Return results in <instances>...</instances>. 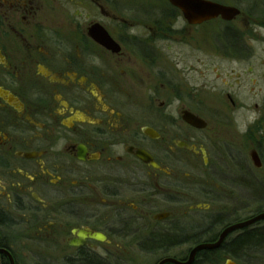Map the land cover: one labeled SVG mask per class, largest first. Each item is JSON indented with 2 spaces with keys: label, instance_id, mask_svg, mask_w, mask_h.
<instances>
[{
  "label": "flooded vegetation",
  "instance_id": "obj_1",
  "mask_svg": "<svg viewBox=\"0 0 264 264\" xmlns=\"http://www.w3.org/2000/svg\"><path fill=\"white\" fill-rule=\"evenodd\" d=\"M203 1L236 14L204 20L200 5L190 16L170 0H0V249L16 264L25 252L41 264H188L194 253L191 264H264V246L237 244L264 236V220L227 232L264 213L252 212L246 156L235 155L238 172L223 166L235 154L227 116L244 105L224 82L226 109L208 120L199 84L206 58L228 77L253 72L264 0ZM179 47L185 56L172 55ZM237 137L252 143L249 129Z\"/></svg>",
  "mask_w": 264,
  "mask_h": 264
},
{
  "label": "rangeland",
  "instance_id": "obj_2",
  "mask_svg": "<svg viewBox=\"0 0 264 264\" xmlns=\"http://www.w3.org/2000/svg\"><path fill=\"white\" fill-rule=\"evenodd\" d=\"M125 1L129 2L130 0H125ZM125 6L126 7L132 6V4H127ZM126 16H130V15L126 14ZM258 33L262 34L263 32L258 31ZM199 38L201 39L200 36ZM204 38L206 40L208 39L207 37H204ZM191 40L193 39L192 38L188 39V41H191ZM253 46L255 45L253 44ZM255 48H256L255 59L256 60L264 59V45H258V46H255ZM181 54H184L185 56L186 53H185V50L181 49L180 47L178 51L172 52V55L174 56L181 55ZM256 60H254V62L252 63L253 72L248 73V74H243L241 77L237 78V74H235L234 77H228L224 70L223 72L220 73L217 70L218 64L216 65V63H211L212 62L211 59L206 58V61H208L209 72L206 73L205 78L199 79V84H203L202 86L204 89V90L201 89L202 91H200L202 98H204V107H206L203 114L204 116H206L208 120L210 119L213 120L217 118L220 119V117L217 116L219 115L218 113H221L218 106H221L222 108L224 107L223 109H226L225 104H223L225 96L221 99V97L219 96L220 95L219 92L217 93V90H218L217 86H220V87L223 86L224 82L229 83V84L236 83V85H234V88L236 89L237 94L232 95V97L235 98L237 102L244 105V107L238 108L235 110L231 109L229 116L227 115L226 116L232 119V121L234 122V126L231 129L225 128L223 130L225 131L226 134L231 132L230 133L231 137H234L235 135L237 136V133H242L245 130L249 129L252 132L253 137H252V143H246V141H244L243 138H240V137L236 138V136L234 137L235 140H233L234 138L233 139L229 138L231 140L227 141L226 143L229 145L230 148L227 147V150L230 151V153H232L231 151H234L235 154L233 156L235 159L233 158L228 161L224 159L223 166L232 169L233 172L235 171L238 172V169L239 168L241 169L242 167L241 160L243 158H240V157L237 158L238 155L237 156L235 155L240 154L243 157L245 155L246 156L245 158H247V160L249 161L248 166L252 167L253 181H256L255 182L256 184L263 186L264 185V125L262 126V124L259 122L260 120L262 121V119L264 118V63H263V66L259 69L258 66L260 65V61H256ZM189 61L190 63L195 64L194 59L192 60L189 59ZM172 64L174 66L173 72H175V70H178V72H181L180 70L184 71L183 70L184 63L181 64L180 62L173 61ZM175 65L178 67V69L175 68ZM213 70H215L216 73H214ZM140 92L143 95L142 88ZM216 98L219 99L220 102L216 100ZM256 105H259V108H260L259 110L256 109ZM215 112H217V114H215ZM262 115L263 117H260ZM221 145L226 146L224 142H222ZM251 147L260 149L259 151L262 156V160H261L262 166H263L262 168H257L254 162L251 160V157H250V153L252 149ZM252 184L254 183L252 182ZM211 187L212 185L210 184L208 188H211ZM247 192L249 193L252 192L250 197H251V204H252L251 208H252L253 215L263 212L264 211V190L254 192V190L252 191L250 189H247ZM239 194L241 193L238 192L236 194L237 198H239L237 199V201L243 202L245 200V196L241 198L239 197L240 196ZM223 207L227 211L232 210L228 206H223ZM223 207L220 206L221 209H223ZM237 214L243 215L244 210H242L239 213L237 212ZM28 246L35 248V246L32 245L31 242L28 243ZM18 255L22 258V261H23L22 264H36V263L41 264L42 258L44 257L40 253L30 254V252H25L23 254L19 253ZM47 255L49 257H53L52 254H47ZM160 257H161L160 255H128V256H125V258H127L128 261L133 262V264H155L160 259Z\"/></svg>",
  "mask_w": 264,
  "mask_h": 264
},
{
  "label": "water",
  "instance_id": "obj_3",
  "mask_svg": "<svg viewBox=\"0 0 264 264\" xmlns=\"http://www.w3.org/2000/svg\"><path fill=\"white\" fill-rule=\"evenodd\" d=\"M170 1H171V3L174 6H176L179 9H181L182 11H184L186 15L188 14L190 16H192V12H194V9L196 8L195 6H199L200 5L199 8L202 9V15H203V19L204 20L212 19L214 16H217V15H221L223 18L230 19V18L234 17V15L236 14L233 11V9L219 7L217 5H214V4L210 3V2L203 1V0H170ZM188 119L192 123H195V124L198 123V120L196 118L192 117V116H189ZM140 156H141V158L143 160L148 161V156L147 155L146 156L140 155ZM251 158H252V161L254 162V164H255V166L257 168H261L262 167V162H261L260 157H259V155H258V153L256 151H253L251 153ZM153 165H155V164H153ZM262 220H264V213H261L258 217L254 218L252 221H250L248 223H245L243 225L230 228L229 230H227V232L233 231V230H235V229H237L239 227H246L248 225H251L253 223H256V222H259V221H262ZM92 237L97 239V240H100V241L105 240V237L100 235V234L92 235ZM205 247L210 248L209 246H202L199 249L205 248ZM199 249H197V250H199ZM1 254H5V255L9 256L11 264H15L14 259L12 258V256L10 255V253L8 251L0 249V255ZM194 256H195V253L192 254L190 262H188V264L192 263ZM167 263L180 264V263H178L177 261H174V260H165L161 264H167ZM228 264H235V263L234 262H229Z\"/></svg>",
  "mask_w": 264,
  "mask_h": 264
},
{
  "label": "trees",
  "instance_id": "obj_4",
  "mask_svg": "<svg viewBox=\"0 0 264 264\" xmlns=\"http://www.w3.org/2000/svg\"><path fill=\"white\" fill-rule=\"evenodd\" d=\"M252 182L254 183V184L251 183L252 186H250V189L252 191L254 190V192H257L264 190V185L263 186L258 185L255 183L256 181H252ZM164 241L168 243V240H162L163 243ZM157 242H159V240H157ZM249 243L250 244L246 243L245 240H238L237 242L239 248H246L250 246L254 252H260L264 246V236H262L260 232L253 233L252 240ZM91 261L92 260L90 258L86 257V262H91Z\"/></svg>",
  "mask_w": 264,
  "mask_h": 264
},
{
  "label": "bare ground",
  "instance_id": "obj_5",
  "mask_svg": "<svg viewBox=\"0 0 264 264\" xmlns=\"http://www.w3.org/2000/svg\"><path fill=\"white\" fill-rule=\"evenodd\" d=\"M0 264H2V262H1V259H0ZM3 264H6V263H3ZM11 264V263H10ZM16 264V263H15Z\"/></svg>",
  "mask_w": 264,
  "mask_h": 264
}]
</instances>
